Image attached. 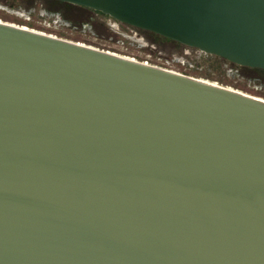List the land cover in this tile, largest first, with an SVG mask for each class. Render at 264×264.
Segmentation results:
<instances>
[{
    "label": "water",
    "instance_id": "1",
    "mask_svg": "<svg viewBox=\"0 0 264 264\" xmlns=\"http://www.w3.org/2000/svg\"><path fill=\"white\" fill-rule=\"evenodd\" d=\"M264 70V0H59ZM0 264H264V100L0 21Z\"/></svg>",
    "mask_w": 264,
    "mask_h": 264
},
{
    "label": "rangeland",
    "instance_id": "2",
    "mask_svg": "<svg viewBox=\"0 0 264 264\" xmlns=\"http://www.w3.org/2000/svg\"><path fill=\"white\" fill-rule=\"evenodd\" d=\"M0 21L205 79L264 100V82L241 69L173 41H155L153 36L91 9L54 7L39 0H0Z\"/></svg>",
    "mask_w": 264,
    "mask_h": 264
},
{
    "label": "trees",
    "instance_id": "3",
    "mask_svg": "<svg viewBox=\"0 0 264 264\" xmlns=\"http://www.w3.org/2000/svg\"><path fill=\"white\" fill-rule=\"evenodd\" d=\"M51 2V4L55 7V6H66L68 5L67 2H62V1H59V0H49ZM140 31L144 32V33H147L151 36H153V38L155 39V41L159 40V39H164V40H169V41H172L170 39H167L165 37H162L158 34H155V33H152V32H149V31H146V30H142V29H139ZM175 42V41H173ZM177 43V42H176ZM179 46H182V44L180 43H177ZM209 57L215 59L217 62H224L226 64H229L233 67H236V68H239L241 69L243 72H246L248 74H250V77H252L253 79L255 80H261L262 82H264V70L262 69H258V68H249V67H244V66H238L236 64H233L231 62H228L227 60L221 58V57H218V56H212V55H208Z\"/></svg>",
    "mask_w": 264,
    "mask_h": 264
},
{
    "label": "flooded vegetation",
    "instance_id": "4",
    "mask_svg": "<svg viewBox=\"0 0 264 264\" xmlns=\"http://www.w3.org/2000/svg\"><path fill=\"white\" fill-rule=\"evenodd\" d=\"M40 2H42V3H44L45 5H49V6H53L52 4H51V2L49 1V0H39ZM68 5L69 6H75V7H82V6H78V5H74V4H70V3H68ZM59 6V5H58ZM82 8H85V7H82ZM88 9V8H87ZM126 25V24H125ZM128 27L129 28H131V29H133V30H136V31H139V32H142V31H140L138 28H135V27H132V26H129L128 25ZM167 41H169V40H167ZM181 47H186V46H184V45H182ZM190 48V47H189Z\"/></svg>",
    "mask_w": 264,
    "mask_h": 264
}]
</instances>
